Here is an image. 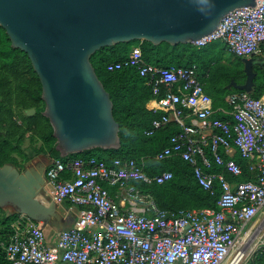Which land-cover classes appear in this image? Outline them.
I'll list each match as a JSON object with an SVG mask.
<instances>
[{
	"label": "built area",
	"instance_id": "2783aa9c",
	"mask_svg": "<svg viewBox=\"0 0 264 264\" xmlns=\"http://www.w3.org/2000/svg\"><path fill=\"white\" fill-rule=\"evenodd\" d=\"M221 41L238 58H250L264 46V0L225 14L209 34L192 41L196 47ZM136 68L151 85L148 109L158 114L145 135L170 123L177 127L157 161L176 155L192 168L197 184L218 197L216 209L165 210L135 182L161 184L170 171L148 175L133 159L95 157L55 159L45 165L43 194L56 205L78 208L73 225L60 230L55 243L45 242L43 227L23 214L11 224L8 241H0L10 264H254L264 248V231L245 226L264 208V91L225 96L229 119L215 116L195 65L158 67L143 60L139 46L108 71ZM207 146L209 159L204 152ZM222 150L224 156L220 153ZM237 152L249 163L254 179L238 181L242 167ZM213 165L215 169H213ZM218 170H217V169ZM231 175V179L225 176ZM107 187L114 189L113 196ZM257 239L249 244L252 237Z\"/></svg>",
	"mask_w": 264,
	"mask_h": 264
},
{
	"label": "water",
	"instance_id": "95a60500",
	"mask_svg": "<svg viewBox=\"0 0 264 264\" xmlns=\"http://www.w3.org/2000/svg\"><path fill=\"white\" fill-rule=\"evenodd\" d=\"M256 0H0V27L10 46L26 53L41 85L54 148L65 158L100 148L118 149L119 126L112 101L90 62L104 46L132 40L172 45L211 33L229 11L254 7ZM245 80L228 88L251 92L253 58H241ZM34 109L26 111L32 115ZM45 163L21 171L0 166V208L30 220L60 222L57 205L40 200Z\"/></svg>",
	"mask_w": 264,
	"mask_h": 264
},
{
	"label": "trees",
	"instance_id": "16d2710c",
	"mask_svg": "<svg viewBox=\"0 0 264 264\" xmlns=\"http://www.w3.org/2000/svg\"><path fill=\"white\" fill-rule=\"evenodd\" d=\"M135 46H139L145 62L158 67L195 65L203 91L209 96L211 93H221L225 99L229 93L239 91L227 87L230 81L242 84L245 80L241 58L230 54L234 57V63L229 65L218 56L221 52H228L221 41L196 47L190 43L172 45L165 41L153 44L132 40L101 47L90 56V62L112 101L113 117L119 126L120 147L107 150L95 148L62 158L54 148L55 139L51 126L41 114L44 103L39 79L26 53L12 48L8 36L0 27V166L9 163L21 171L36 155L45 156L47 163L55 159L62 162L73 158L86 159L95 153L100 154V159L108 165L116 158L133 159L148 175L171 172V178L161 184L134 183L139 191L150 193L160 208L216 209L217 187L215 186V195L203 190L195 181L192 168L186 161L176 155L160 161L154 159L156 152L166 146L169 137L176 133L177 127L170 123L154 131L152 135L144 134L150 128L151 121L158 116L148 109V103L153 98L151 85L146 84V79L134 67L116 71L106 69L108 63L123 59ZM253 71L255 77L250 95L258 97L264 91V64H253ZM212 108L216 117L229 119L220 112L227 110L224 107L212 104ZM29 109H34L32 115L26 114ZM219 151L227 158L222 150ZM204 152L210 159L211 153L207 146L204 147ZM232 158L242 167V174L236 179L253 180V172L248 169L249 163L237 152H234ZM212 168L215 169V166ZM225 176L231 179L230 174L225 173ZM17 216L18 213L14 211L0 216V241H8L13 232L11 224ZM250 261L264 264V248L260 254L253 255ZM0 264H10L1 246Z\"/></svg>",
	"mask_w": 264,
	"mask_h": 264
},
{
	"label": "crops",
	"instance_id": "0c3cea01",
	"mask_svg": "<svg viewBox=\"0 0 264 264\" xmlns=\"http://www.w3.org/2000/svg\"><path fill=\"white\" fill-rule=\"evenodd\" d=\"M263 54H264V46H262L261 52L258 55H256L255 57H257L259 55H263ZM211 105H212V103H211ZM222 113H223V115L230 118L228 114H225L224 112H222ZM109 189H110V191H108L109 194L111 196H113L114 189H112V188H109ZM57 211L61 216L60 222H57L55 220H51L47 225L42 226L44 234H45V242L49 246H51L55 243V240L58 236V232L60 230L67 229L73 225V222L75 221L76 216H77L78 208L74 207L71 210H69L68 205L66 203H61V204H57ZM9 213H10L9 209H2V211L0 212V216L7 215ZM247 224H249L248 225L249 227L252 226V228L259 227L258 226L259 224H260V227L263 225V227L261 229H262V231H264V208L261 209L258 212V214ZM256 240H255V242H256ZM59 264H70V263L59 262Z\"/></svg>",
	"mask_w": 264,
	"mask_h": 264
},
{
	"label": "rangeland",
	"instance_id": "374dc122",
	"mask_svg": "<svg viewBox=\"0 0 264 264\" xmlns=\"http://www.w3.org/2000/svg\"><path fill=\"white\" fill-rule=\"evenodd\" d=\"M216 43H218V41H215ZM225 63H227V64H229V65H232L233 63H234V57L232 56V55H230V53H228V52H221L219 55H218ZM254 64H259V65H261V64H264V54L263 55H259V56H257V57H255V60H254ZM213 95V96H212ZM208 96H209V94H208ZM210 99H211V103L212 104H218V105H220V106H222V107H224L225 109H229V107L227 106V104H226V102H225V99H224V97L222 96V94L221 93H216L215 95L213 94V93H211L210 94ZM220 112L222 113L223 112V110H220ZM93 156L95 157V158H97V159H100L102 156L100 155V154H98V153H95V154H93ZM41 161V160H43V157H41V155H36L30 162H28L27 164H26V166L28 165V164H32V163H34V162H36V161ZM109 188H111V187H109ZM113 189V188H112ZM108 191H110V189L108 190ZM38 198L40 199V200H42V201H44V202H46L47 201V198L44 196V194H43V192L42 193H40L39 195H38ZM3 209H9L10 210V212H13V209L12 208H10V207H5V208H3ZM249 224H247L246 226H245V228L248 226ZM259 226V235H257V236H261L260 234H262V232H260V231H262V227H263V225L260 227V224L258 225ZM255 236H253L252 237V239H251V241L249 242V244H251V245H253V243L255 242V238H254Z\"/></svg>",
	"mask_w": 264,
	"mask_h": 264
},
{
	"label": "flooded vegetation",
	"instance_id": "af4514ba",
	"mask_svg": "<svg viewBox=\"0 0 264 264\" xmlns=\"http://www.w3.org/2000/svg\"><path fill=\"white\" fill-rule=\"evenodd\" d=\"M250 58H253L254 60H255V56H251ZM41 157H43V160H41L43 163H45V165H46V163H47V158L45 157V156H43V155H41ZM40 161V160H39ZM37 162V161H36ZM35 163V162H34Z\"/></svg>",
	"mask_w": 264,
	"mask_h": 264
},
{
	"label": "bare ground",
	"instance_id": "6f19581e",
	"mask_svg": "<svg viewBox=\"0 0 264 264\" xmlns=\"http://www.w3.org/2000/svg\"><path fill=\"white\" fill-rule=\"evenodd\" d=\"M255 243H253V245H254Z\"/></svg>",
	"mask_w": 264,
	"mask_h": 264
}]
</instances>
